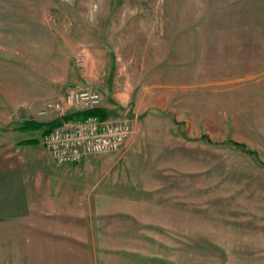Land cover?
I'll return each instance as SVG.
<instances>
[{"label": "rangeland", "instance_id": "1", "mask_svg": "<svg viewBox=\"0 0 264 264\" xmlns=\"http://www.w3.org/2000/svg\"><path fill=\"white\" fill-rule=\"evenodd\" d=\"M80 89L132 126L96 154L93 264H124L140 231L148 253L172 232L225 249L180 236L177 264H264V0H0V137L76 115L62 95Z\"/></svg>", "mask_w": 264, "mask_h": 264}, {"label": "crops", "instance_id": "2", "mask_svg": "<svg viewBox=\"0 0 264 264\" xmlns=\"http://www.w3.org/2000/svg\"><path fill=\"white\" fill-rule=\"evenodd\" d=\"M9 123L0 128L9 127ZM21 132L17 130L8 140L0 137V264H93L87 216L94 214L90 208L99 206V193L94 194L96 177L92 171L105 157L95 155L79 163L58 164L39 140L24 142L34 137L28 133L21 139ZM169 235L171 238H151L163 249V253L153 254L143 245L148 235L130 233L126 240L130 236L134 242L124 246V264H177L168 251L179 250V242L174 241L180 236L190 241L182 244L190 252L212 255L213 248L225 253L220 244L206 237L207 232ZM194 262L212 264L205 257Z\"/></svg>", "mask_w": 264, "mask_h": 264}, {"label": "built area", "instance_id": "3", "mask_svg": "<svg viewBox=\"0 0 264 264\" xmlns=\"http://www.w3.org/2000/svg\"><path fill=\"white\" fill-rule=\"evenodd\" d=\"M68 108L86 111L100 108L101 95L92 89L67 91L62 95ZM64 104H54L55 110L62 111ZM132 133L127 118H101L87 115L78 119L64 120L50 131L42 133L39 142L58 164L79 163L83 159L120 149Z\"/></svg>", "mask_w": 264, "mask_h": 264}, {"label": "trees", "instance_id": "4", "mask_svg": "<svg viewBox=\"0 0 264 264\" xmlns=\"http://www.w3.org/2000/svg\"><path fill=\"white\" fill-rule=\"evenodd\" d=\"M87 115H96V116H99L101 118H104L106 117V114H104V112L101 110V109H93V110H86V111H80V112H77L76 115H70V117L66 118L64 117L66 120L67 119H70V118H75V117H84V116H87ZM62 119H56V120H53V121H50L48 123H42V122H36V121H33V120H29V121H26L24 123H22L20 126H19V129L22 130V131H27V130H35V129H43V133L47 132V131H50L53 127L57 126L60 122H61ZM24 142H29V143H32V142H35V139H30V140H27V141H24ZM251 153V152H250ZM252 154V153H251Z\"/></svg>", "mask_w": 264, "mask_h": 264}]
</instances>
